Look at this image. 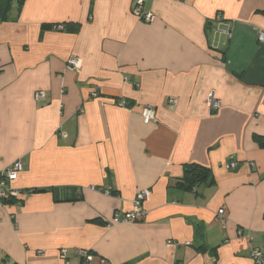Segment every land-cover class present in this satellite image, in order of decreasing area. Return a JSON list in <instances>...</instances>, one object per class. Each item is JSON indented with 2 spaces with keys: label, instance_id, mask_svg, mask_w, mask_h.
<instances>
[{
  "label": "crops",
  "instance_id": "crops-1",
  "mask_svg": "<svg viewBox=\"0 0 264 264\" xmlns=\"http://www.w3.org/2000/svg\"><path fill=\"white\" fill-rule=\"evenodd\" d=\"M136 1L0 0V173L19 160L26 191L0 199V264H256L264 0H142L150 22ZM191 164L213 182L176 186ZM144 189L142 220L106 225Z\"/></svg>",
  "mask_w": 264,
  "mask_h": 264
},
{
  "label": "built area",
  "instance_id": "built-area-1",
  "mask_svg": "<svg viewBox=\"0 0 264 264\" xmlns=\"http://www.w3.org/2000/svg\"><path fill=\"white\" fill-rule=\"evenodd\" d=\"M132 13L145 22L153 20L154 16L151 12L144 11L142 9V0H137L132 7ZM226 34L230 36L229 28L226 29ZM258 40L264 41V31H258ZM68 67L76 69L79 65V60L76 57H71L67 61ZM44 96L43 92H36L35 99L38 100ZM172 101V100H171ZM207 104L210 111H216L220 108V100L216 98L214 92H210L207 97ZM120 105H125L124 101H121ZM143 121L148 123L156 119V113L153 107L145 106L141 110ZM238 163L236 161L229 160L226 162L225 167L227 169H235ZM22 170V164L19 160L14 161L11 166L6 168L0 173V199H20L23 197L26 191L15 188L12 184L17 179L19 172ZM105 194H111L110 191H105ZM150 194L149 189H144L135 194L132 202V209L124 213L115 211L112 218L107 222V226H112L117 223H135L142 220L145 217L146 210L143 207V203L147 200ZM217 216L221 221L225 220V212L223 208L218 209ZM242 231L238 230V234ZM80 255L83 256L84 264H87L92 260V256L86 251H80ZM249 256L255 261L256 264H264V247L252 248L249 251ZM60 257L66 261V250L63 248L60 250ZM68 264V261H66Z\"/></svg>",
  "mask_w": 264,
  "mask_h": 264
},
{
  "label": "trees",
  "instance_id": "trees-1",
  "mask_svg": "<svg viewBox=\"0 0 264 264\" xmlns=\"http://www.w3.org/2000/svg\"><path fill=\"white\" fill-rule=\"evenodd\" d=\"M23 2V0H19V6L21 5V3ZM79 25H75L72 27V30L76 31L78 30ZM47 28H51V25L49 24H43L42 25V29H47ZM255 140L258 142V144L262 147H264V136H255L254 137ZM212 183L213 182V178L210 176V172L208 169L200 166V165H196V164H191V165H187L184 167V174L183 177L176 183V186H178L179 188H182L184 190H192L194 187L199 186L203 183ZM30 192H54L55 193V197L57 200H73L75 198H71V197H67L65 196L64 198H58L57 196V188H53V187H48V188H33L31 190H29ZM12 200H16V199H8V200H2L4 203L5 202H10Z\"/></svg>",
  "mask_w": 264,
  "mask_h": 264
}]
</instances>
